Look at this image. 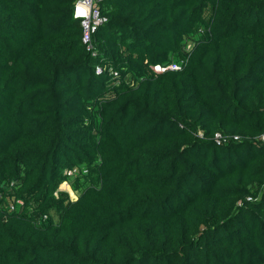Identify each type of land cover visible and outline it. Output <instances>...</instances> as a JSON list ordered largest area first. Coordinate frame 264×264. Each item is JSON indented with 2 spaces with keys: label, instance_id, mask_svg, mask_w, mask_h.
<instances>
[{
  "label": "trees",
  "instance_id": "1",
  "mask_svg": "<svg viewBox=\"0 0 264 264\" xmlns=\"http://www.w3.org/2000/svg\"><path fill=\"white\" fill-rule=\"evenodd\" d=\"M73 9L0 0V264H264V0Z\"/></svg>",
  "mask_w": 264,
  "mask_h": 264
},
{
  "label": "built area",
  "instance_id": "2",
  "mask_svg": "<svg viewBox=\"0 0 264 264\" xmlns=\"http://www.w3.org/2000/svg\"><path fill=\"white\" fill-rule=\"evenodd\" d=\"M100 1L102 0H75L73 15L75 18L80 19V24L82 27L81 41L85 44L88 50L93 48L92 46V35L97 30L98 26L107 21V17L101 14ZM94 54V53H93ZM97 71H101L97 68ZM232 138L237 139V136ZM260 140L264 141V134L259 136ZM215 140L217 143L226 141V138L221 134L217 133L215 135ZM69 171L68 174L74 172Z\"/></svg>",
  "mask_w": 264,
  "mask_h": 264
},
{
  "label": "clouds",
  "instance_id": "3",
  "mask_svg": "<svg viewBox=\"0 0 264 264\" xmlns=\"http://www.w3.org/2000/svg\"><path fill=\"white\" fill-rule=\"evenodd\" d=\"M74 1H75V0H74ZM102 1H103V0H102ZM100 2H101V1H100ZM99 4H100V3H99ZM73 10H74V9H73ZM73 17H74V15H73ZM74 18H75V17H74ZM75 19H77V20L81 21V20H80V19H78V18H75ZM106 22H107V21H106ZM104 23H105V22H104ZM102 24H103V23H102ZM80 25H81V24H80ZM262 134H264V133H262ZM260 135H261V134H260ZM260 135H259V136H260ZM259 136H258V138H259ZM232 137H233V136H232ZM237 139H238V137H237ZM237 139H234V138H233V140H237ZM259 139H260V138H259Z\"/></svg>",
  "mask_w": 264,
  "mask_h": 264
},
{
  "label": "bare ground",
  "instance_id": "4",
  "mask_svg": "<svg viewBox=\"0 0 264 264\" xmlns=\"http://www.w3.org/2000/svg\"><path fill=\"white\" fill-rule=\"evenodd\" d=\"M70 174H72V173H70ZM68 188H69V185H68Z\"/></svg>",
  "mask_w": 264,
  "mask_h": 264
}]
</instances>
